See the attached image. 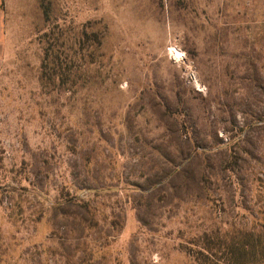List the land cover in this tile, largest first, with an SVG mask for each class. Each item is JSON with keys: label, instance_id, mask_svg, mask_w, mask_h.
I'll list each match as a JSON object with an SVG mask.
<instances>
[{"label": "rangeland", "instance_id": "1", "mask_svg": "<svg viewBox=\"0 0 264 264\" xmlns=\"http://www.w3.org/2000/svg\"><path fill=\"white\" fill-rule=\"evenodd\" d=\"M263 206L264 0H0V264H206Z\"/></svg>", "mask_w": 264, "mask_h": 264}, {"label": "trees", "instance_id": "2", "mask_svg": "<svg viewBox=\"0 0 264 264\" xmlns=\"http://www.w3.org/2000/svg\"><path fill=\"white\" fill-rule=\"evenodd\" d=\"M68 205L81 208V202L68 200ZM223 255L220 264H264V206L251 214V226L244 229H235L228 240L222 243ZM206 252V264H219L211 254L210 244L203 248Z\"/></svg>", "mask_w": 264, "mask_h": 264}]
</instances>
